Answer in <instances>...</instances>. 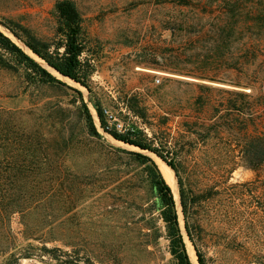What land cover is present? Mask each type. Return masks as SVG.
Returning a JSON list of instances; mask_svg holds the SVG:
<instances>
[{"label": "rangeland", "instance_id": "374dc122", "mask_svg": "<svg viewBox=\"0 0 264 264\" xmlns=\"http://www.w3.org/2000/svg\"><path fill=\"white\" fill-rule=\"evenodd\" d=\"M57 1L0 0V30L66 83H28L20 67L0 63V162L11 180L12 166L24 168L8 240L0 230V264H175L145 164L133 152L156 155L103 132L94 101L177 153L187 199L200 195L187 220L206 264H264V167L242 165L238 150L264 131V53L252 62L246 33L220 32L219 0H73L95 55L90 93L3 24L50 39ZM240 2L244 22L249 0ZM131 97L149 127L126 109ZM84 105L98 136L89 133ZM215 123L229 129L235 152L221 144ZM172 171L187 251L199 264Z\"/></svg>", "mask_w": 264, "mask_h": 264}, {"label": "trees", "instance_id": "16d2710c", "mask_svg": "<svg viewBox=\"0 0 264 264\" xmlns=\"http://www.w3.org/2000/svg\"><path fill=\"white\" fill-rule=\"evenodd\" d=\"M177 1L183 4L190 3V0ZM240 1L219 0L220 13L218 16V29L220 32H226L227 29L229 31L231 30L236 37V33H246L248 35V43L245 47V57L250 58L253 62L258 56L264 53V0H261L259 4L257 0H249V5L246 7V20L244 22L241 17L246 9H244L245 5H242ZM55 12L57 16V27L55 36L50 39L41 38L36 33L19 24L7 22H3V24L33 54L42 59L48 66L55 69L62 76L84 86L91 93V78L95 71V55L92 54L90 56L87 53L90 50L91 38L83 25L82 14L73 0H58L55 5ZM0 50H3L11 57L8 61L0 53V63L9 65L13 63L20 67L28 83L66 84L1 30ZM29 50L27 51L30 52ZM253 77L255 78L256 75ZM262 79H264V75H262ZM203 88L208 89L209 87ZM203 88L201 94L197 97V103L202 100ZM79 94L81 95L80 92ZM93 105L99 118V127L103 132L112 136L114 139L152 152L175 171L180 190L182 212L185 219V232L194 245L199 264H206L205 255L195 240L196 229L187 220L189 207L194 206L196 201L194 199L199 198L200 195L199 193H193L192 199H187V190L184 178L180 174L181 167L177 153L171 149H164L165 146H158L155 141V135L150 136L135 121L128 122L125 125L126 129H119L116 121H113L114 116L121 120L117 114L114 113V116L110 117L106 112L108 109L100 101H94ZM124 105L128 112L140 118L148 127L150 126L151 122L148 120V115L137 98L131 97L127 99L124 101ZM84 106L89 133L91 135H100L101 133L89 109L86 105ZM235 106L234 108L238 109ZM212 126H214L216 136L219 138L221 144L227 148V152H235L236 149L230 145L229 129L224 127L222 123H215ZM203 128L205 129L207 127L205 126ZM186 132H189V130ZM194 133L199 134L197 131ZM252 141V147H246L245 145H241L240 147L239 145L238 150L242 159L240 163L242 162V165L251 168L262 165L263 168L264 131H262L261 135L254 137ZM133 154L142 164H145L156 205L160 208L159 212L164 222L169 251L175 264H193L187 251L183 230L180 226L179 212L176 207L171 185L165 179L159 165L153 157L142 152H133ZM234 163L236 165V162ZM235 165L226 166L224 172L231 173L235 169ZM8 169L7 163L0 162V230L3 232L2 236L6 240L10 236L11 214L15 212L14 210L16 208H19V204L23 201L21 189L22 183H24V180L20 177L21 171L24 169L23 167L19 165L11 167L10 170L15 172L12 180L7 177ZM262 183L264 185V180H262ZM10 189L14 191L13 194L9 192ZM15 256L16 253H10L9 258L16 259Z\"/></svg>", "mask_w": 264, "mask_h": 264}, {"label": "bare ground", "instance_id": "6f19581e", "mask_svg": "<svg viewBox=\"0 0 264 264\" xmlns=\"http://www.w3.org/2000/svg\"><path fill=\"white\" fill-rule=\"evenodd\" d=\"M154 157H155L156 162L158 163L165 179L171 185L173 190H176V179H175L176 177H174V173L172 171V168L169 167L168 165H166V163H164V161H162L159 157H157V156H154ZM191 256L193 257L192 259H195L194 252H191Z\"/></svg>", "mask_w": 264, "mask_h": 264}, {"label": "built area", "instance_id": "2783aa9c", "mask_svg": "<svg viewBox=\"0 0 264 264\" xmlns=\"http://www.w3.org/2000/svg\"><path fill=\"white\" fill-rule=\"evenodd\" d=\"M158 81H159V79H158ZM106 112L109 114L110 117L114 116L113 113H111L109 110H107ZM113 121H116V124H117L119 129H121V130L126 129V127H125L126 124L122 120H120L114 116Z\"/></svg>", "mask_w": 264, "mask_h": 264}, {"label": "water", "instance_id": "95a60500", "mask_svg": "<svg viewBox=\"0 0 264 264\" xmlns=\"http://www.w3.org/2000/svg\"><path fill=\"white\" fill-rule=\"evenodd\" d=\"M35 55V54H34ZM38 57V56H37ZM54 71H56L55 69H54ZM57 72V71H56ZM58 73V72H57ZM61 75V74H60ZM97 117H98V115H97ZM99 119V118H98ZM167 165V164H166Z\"/></svg>", "mask_w": 264, "mask_h": 264}]
</instances>
